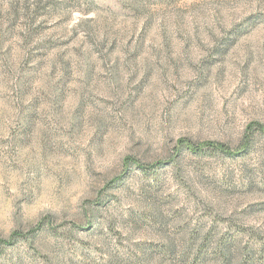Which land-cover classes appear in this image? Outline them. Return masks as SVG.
<instances>
[{"label": "rangeland", "instance_id": "rangeland-1", "mask_svg": "<svg viewBox=\"0 0 264 264\" xmlns=\"http://www.w3.org/2000/svg\"><path fill=\"white\" fill-rule=\"evenodd\" d=\"M254 125L264 0H0V264H264Z\"/></svg>", "mask_w": 264, "mask_h": 264}, {"label": "trees", "instance_id": "trees-1", "mask_svg": "<svg viewBox=\"0 0 264 264\" xmlns=\"http://www.w3.org/2000/svg\"><path fill=\"white\" fill-rule=\"evenodd\" d=\"M256 126V131H258L260 134L264 135V127L263 126H260V125H254ZM254 126H250L248 128V131H252L251 129L254 127ZM245 144H248V140L245 138ZM180 146H184L186 147L190 152H193L195 154H202V152H204L203 150H206L207 153H222V154H225V155H230V151L229 149L225 146V145H222V144H219V145H215L213 143H206L204 147H206L205 149H201L199 146L191 143L190 141L186 142L185 144L181 142ZM138 167L140 169H142L143 171H147L148 167H145L143 165H138ZM42 227V223H40L38 225V228L40 229ZM34 232V231H32ZM15 236H18L17 233H15L13 235V237ZM13 237L12 239H10V241H13ZM9 244V242H6Z\"/></svg>", "mask_w": 264, "mask_h": 264}]
</instances>
